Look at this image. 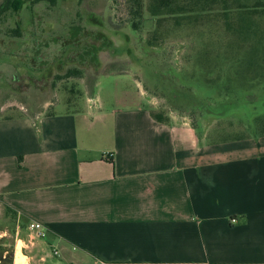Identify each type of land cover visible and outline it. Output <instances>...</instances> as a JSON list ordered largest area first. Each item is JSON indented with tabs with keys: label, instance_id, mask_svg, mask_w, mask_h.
I'll use <instances>...</instances> for the list:
<instances>
[{
	"label": "crops",
	"instance_id": "crops-1",
	"mask_svg": "<svg viewBox=\"0 0 264 264\" xmlns=\"http://www.w3.org/2000/svg\"><path fill=\"white\" fill-rule=\"evenodd\" d=\"M118 101L0 117V222L25 264H264V133L207 142L149 99Z\"/></svg>",
	"mask_w": 264,
	"mask_h": 264
},
{
	"label": "rangeland",
	"instance_id": "rangeland-1",
	"mask_svg": "<svg viewBox=\"0 0 264 264\" xmlns=\"http://www.w3.org/2000/svg\"><path fill=\"white\" fill-rule=\"evenodd\" d=\"M142 2L138 30L131 0H26L5 13L0 117L62 112L68 98L101 114L133 97L156 114L187 117L207 142L263 134L264 0ZM74 69L81 74L64 77ZM83 83L96 100L88 103ZM21 246L0 222V258L8 256L0 264H13Z\"/></svg>",
	"mask_w": 264,
	"mask_h": 264
},
{
	"label": "trees",
	"instance_id": "trees-1",
	"mask_svg": "<svg viewBox=\"0 0 264 264\" xmlns=\"http://www.w3.org/2000/svg\"><path fill=\"white\" fill-rule=\"evenodd\" d=\"M35 1V0H33ZM36 1H41V0H36ZM53 3H56L57 0H50ZM159 1V6L161 8L167 6L170 2V0H158ZM132 2V6H131V14H132V26L134 28V30H138L140 28L141 25V18H143V2L142 0H131ZM26 0H0V19H2V17L4 16L5 13H7L8 11L14 10L15 12H19L24 6H25ZM160 8L157 9L156 11H154V15H158L160 14ZM76 26H72V29L75 28ZM77 28V27H76ZM96 52L97 49H95L94 51L91 50V55L93 57L96 56ZM81 74V71L79 69H74V70H70L66 73V75L64 77L66 78H70V77H75V76H79ZM62 77V78H64ZM11 256V255H10ZM7 257H1L0 260L2 262H6L5 259H7ZM9 260L12 262V257L9 258Z\"/></svg>",
	"mask_w": 264,
	"mask_h": 264
},
{
	"label": "built area",
	"instance_id": "built-area-1",
	"mask_svg": "<svg viewBox=\"0 0 264 264\" xmlns=\"http://www.w3.org/2000/svg\"><path fill=\"white\" fill-rule=\"evenodd\" d=\"M28 229L30 230L31 238H44L46 237V228L43 223L39 221H31L28 225ZM57 254L58 251H55Z\"/></svg>",
	"mask_w": 264,
	"mask_h": 264
},
{
	"label": "bare ground",
	"instance_id": "bare-ground-1",
	"mask_svg": "<svg viewBox=\"0 0 264 264\" xmlns=\"http://www.w3.org/2000/svg\"><path fill=\"white\" fill-rule=\"evenodd\" d=\"M16 260H15V263L16 264H25V260H24V257L21 253V251H17L16 252Z\"/></svg>",
	"mask_w": 264,
	"mask_h": 264
}]
</instances>
